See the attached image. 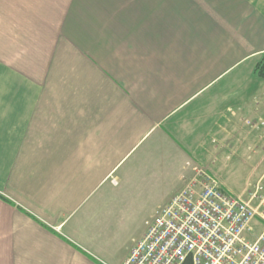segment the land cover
Here are the masks:
<instances>
[{
	"label": "crops",
	"instance_id": "0c3cea01",
	"mask_svg": "<svg viewBox=\"0 0 264 264\" xmlns=\"http://www.w3.org/2000/svg\"><path fill=\"white\" fill-rule=\"evenodd\" d=\"M263 55L264 0H0V264H122L190 165L264 191Z\"/></svg>",
	"mask_w": 264,
	"mask_h": 264
},
{
	"label": "built area",
	"instance_id": "2783aa9c",
	"mask_svg": "<svg viewBox=\"0 0 264 264\" xmlns=\"http://www.w3.org/2000/svg\"><path fill=\"white\" fill-rule=\"evenodd\" d=\"M247 124L259 129L264 119ZM190 167L191 175L182 176V187L146 221L143 236L122 264H181L187 257L192 264H264V191L259 182L236 195L207 167Z\"/></svg>",
	"mask_w": 264,
	"mask_h": 264
},
{
	"label": "rangeland",
	"instance_id": "374dc122",
	"mask_svg": "<svg viewBox=\"0 0 264 264\" xmlns=\"http://www.w3.org/2000/svg\"><path fill=\"white\" fill-rule=\"evenodd\" d=\"M233 165L232 167H236L234 171L227 170L223 176V181L233 185L232 189H237L244 177L250 172L249 168L242 163ZM156 186V182L153 184ZM159 188V189H158ZM168 185H160L157 187V190H153L154 194H146L145 196L141 197L140 204L136 210L129 212V217L125 222V227L122 228V240L129 241L131 243L132 237H136L141 234L144 228V220L149 217L153 210L156 208L155 202L159 199L164 197L165 193L168 191ZM158 191V192H157ZM232 191V190H231ZM116 229V228H113ZM125 244V243H124Z\"/></svg>",
	"mask_w": 264,
	"mask_h": 264
},
{
	"label": "trees",
	"instance_id": "16d2710c",
	"mask_svg": "<svg viewBox=\"0 0 264 264\" xmlns=\"http://www.w3.org/2000/svg\"><path fill=\"white\" fill-rule=\"evenodd\" d=\"M255 73L257 76L264 78V55L256 64ZM181 264H192L190 257H187Z\"/></svg>",
	"mask_w": 264,
	"mask_h": 264
}]
</instances>
